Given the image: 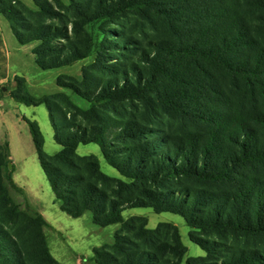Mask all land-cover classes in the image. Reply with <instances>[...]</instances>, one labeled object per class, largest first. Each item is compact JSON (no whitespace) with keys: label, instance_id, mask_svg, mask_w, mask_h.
Wrapping results in <instances>:
<instances>
[{"label":"rangeland","instance_id":"rangeland-1","mask_svg":"<svg viewBox=\"0 0 264 264\" xmlns=\"http://www.w3.org/2000/svg\"><path fill=\"white\" fill-rule=\"evenodd\" d=\"M170 1L0 2V10L8 11L19 32L46 36L29 42L30 49L13 50L16 54L11 59V71H25L29 85L23 76L0 82V140L6 141L8 129H12L13 178L48 222L44 227L47 244L60 264H98L93 248L113 243L121 224L100 226L93 222L90 211L73 217L61 209L40 165L28 124L22 118L26 116L38 122L45 139L44 150L54 154L61 145L54 139L49 111L45 103H20L15 94H31L46 101L60 134L73 128L86 132L88 137L101 132L105 142L113 143L115 155H121L124 160L131 157L134 163L139 161L146 169L148 159L158 161L152 154L144 156L143 161L138 158L146 139L149 146L161 152L165 150L164 145L158 143L161 140L167 143L173 139L184 140L192 133L211 137L215 142L212 159L225 158L232 166L225 180L219 183L177 177L161 185L127 177L109 163L97 143H80L78 154L96 157L101 172L111 178L112 188L116 180H123L131 184L134 192L147 189L174 196L182 192L189 199L193 194L206 197V204L200 201L196 212L202 222L208 221L214 209L224 218L234 217L236 210L232 200L235 196L240 192L264 190V161L239 165L232 162L240 155L235 139H240L242 124H249L254 130L253 147L264 146V127L255 119L257 114H264V75L260 82H235L219 66L174 55L166 68L158 69L152 58L160 44L166 41L176 49L186 41L198 39L203 30V23L193 18L195 14L189 17L192 0H173L184 7H175L179 14L164 18L159 10L171 8ZM230 1L232 16L239 19L243 29L254 35L258 47L264 49V11L254 10L249 3L251 0ZM0 18L10 26L2 13ZM210 30L212 37L214 30ZM7 43L10 47L9 39ZM35 49L37 54L33 52ZM261 53L264 54V50ZM244 54L251 58L257 55L254 49ZM66 59L70 63L46 70L35 62L42 60L49 64ZM58 77H62L65 84L75 82L90 99L69 86L60 85ZM211 133H215V137ZM12 194L25 204L22 194L14 190ZM237 209L243 217L264 215L248 203ZM122 217L123 220L136 218L137 224L145 220L146 228H160V238L169 242L173 241L174 232L170 225L175 226L186 248L180 264H190L188 260L194 258L198 263L241 264L239 258L249 253L260 258L256 264H264V233L191 226L181 214L156 211L152 206L127 208L122 211ZM194 239L203 241L208 251Z\"/></svg>","mask_w":264,"mask_h":264},{"label":"trees","instance_id":"trees-1","mask_svg":"<svg viewBox=\"0 0 264 264\" xmlns=\"http://www.w3.org/2000/svg\"><path fill=\"white\" fill-rule=\"evenodd\" d=\"M4 1L0 0V2ZM249 3L254 10L264 11V0H251ZM169 4L171 8L159 10L164 18H172L176 13L179 14L178 9L184 7L176 5V1L173 0ZM190 8L189 17L193 13L196 15L193 18L195 20L198 18L197 22L203 23L199 38L186 41L176 49L166 41L160 44L152 58L157 68L162 70L166 68V63L173 55L183 56L219 66L235 82L241 80L250 83L260 82L264 75V54L261 53L264 49L258 47L259 42L254 35L243 29L245 27L239 19L232 16L231 1L192 0ZM0 13L8 19L13 33L21 44L46 37L30 31L25 34L19 32L8 11L0 10ZM211 28L214 30L212 37L209 36ZM253 49L257 53L256 56L253 58L245 56L246 51ZM33 52L37 54L38 50L35 49ZM240 55L244 58H240ZM35 61L42 69L70 63L69 59L49 64L42 60ZM15 79L19 78L16 76ZM62 79V77L57 79L60 85L69 86L80 95L89 98L77 88L75 82L65 84ZM14 96L17 101L26 105L45 103L49 111L54 139L61 145V149L54 154H48L44 150L45 139L38 122L26 116L23 119L28 124L40 165L61 209L73 217H80L90 211L93 222L100 226L121 224L120 229L114 234L113 243L93 248L94 260L98 264H180L186 248L180 240L178 229L170 225L174 228L171 237L173 241L163 240L158 234L160 228H146L145 220L138 224L136 218L123 220L122 211L131 207L152 206L156 211L176 212L181 214L191 226L264 233V215L260 216L258 213L255 217L250 215L243 217L237 209L238 206L248 203L258 209L255 211L264 212V190L253 193L240 192L235 196L232 200V206L234 205L236 210L234 217L224 218L218 209H214L208 221L202 222L196 212L200 209V201L206 204V197L200 198L201 196L193 194L191 200L182 192H177L175 196L170 193L167 195L168 193L163 191L153 192L147 189L134 192L131 184L123 180H116L115 187L112 188L109 185L111 178L101 172L98 159L91 155L81 156L77 152L80 143L93 141L101 147L109 163L127 177L149 180L161 185L177 177L194 178L214 184L225 180L232 166L225 158L212 159L215 142L211 137L192 133L184 140L181 139L182 141L173 139L167 143L164 140L158 142L159 139L157 142L165 147L161 152H156L152 145L149 146V141L146 139L141 146V154H137L138 158L143 161L144 156L152 154L158 159L155 161L147 158L146 169L141 167L139 161L134 163L131 157L124 160L121 155H115L112 150L113 143L105 142L101 132H97L95 137H88L86 132L73 128L64 135L60 134L53 119V112L46 101H40L31 94ZM255 119L264 127V114H257ZM240 129V139H235L240 155L232 162L239 165L264 161V146L260 149L253 147V128L249 124H242ZM211 134L215 137V133ZM13 172L10 143L8 140H0V264H60L47 244L44 227L49 225L48 222L30 203L23 188L14 180ZM12 190L24 196L25 204L15 199ZM194 241L208 251L203 241L198 239ZM196 260L194 258L188 261L190 264H217L198 263ZM259 260L260 258L249 253L242 255L238 261H241V264H256Z\"/></svg>","mask_w":264,"mask_h":264},{"label":"crops","instance_id":"crops-1","mask_svg":"<svg viewBox=\"0 0 264 264\" xmlns=\"http://www.w3.org/2000/svg\"><path fill=\"white\" fill-rule=\"evenodd\" d=\"M8 39L10 41V47L7 43ZM0 42H1V44H0V82L4 81V80H7V81L11 80L15 76H23L24 79L26 80L27 85H29L28 84L29 79L27 76H25V71H21V73L19 71H16V70L11 71V59L16 54L15 51H13V50L20 51L23 48L30 49V46H28L29 43L21 44L18 41V39L16 38V36L13 33L9 24L1 18H0ZM39 68H41V67H39ZM43 70H46V69H43ZM40 104H43V103H40ZM28 129H29V127H28ZM11 132H12V129L9 128L8 132H7V140L10 143V149H11V141H10ZM29 132H30V130H29ZM30 135H31V133H30Z\"/></svg>","mask_w":264,"mask_h":264}]
</instances>
